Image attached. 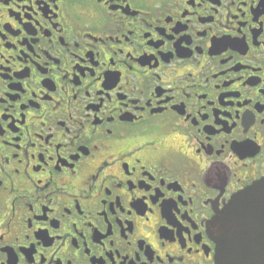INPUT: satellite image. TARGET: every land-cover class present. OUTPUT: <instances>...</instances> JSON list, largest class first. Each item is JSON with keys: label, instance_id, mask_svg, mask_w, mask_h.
<instances>
[{"label": "flooded vegetation", "instance_id": "af4514ba", "mask_svg": "<svg viewBox=\"0 0 264 264\" xmlns=\"http://www.w3.org/2000/svg\"><path fill=\"white\" fill-rule=\"evenodd\" d=\"M264 178V0H0V264H215Z\"/></svg>", "mask_w": 264, "mask_h": 264}, {"label": "water", "instance_id": "95a60500", "mask_svg": "<svg viewBox=\"0 0 264 264\" xmlns=\"http://www.w3.org/2000/svg\"><path fill=\"white\" fill-rule=\"evenodd\" d=\"M207 232L215 264H264V178L234 195Z\"/></svg>", "mask_w": 264, "mask_h": 264}]
</instances>
